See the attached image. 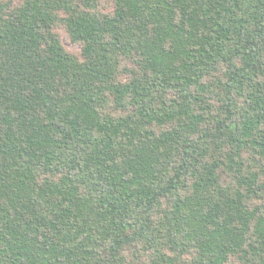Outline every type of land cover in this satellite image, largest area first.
<instances>
[{"label":"trees","instance_id":"trees-1","mask_svg":"<svg viewBox=\"0 0 264 264\" xmlns=\"http://www.w3.org/2000/svg\"><path fill=\"white\" fill-rule=\"evenodd\" d=\"M0 264H264V0H0Z\"/></svg>","mask_w":264,"mask_h":264},{"label":"rangeland","instance_id":"rangeland-1","mask_svg":"<svg viewBox=\"0 0 264 264\" xmlns=\"http://www.w3.org/2000/svg\"><path fill=\"white\" fill-rule=\"evenodd\" d=\"M56 32L58 31L59 35L61 36L62 43L69 49L73 50L74 52H80L81 46L78 43H75L71 40L70 36L66 34L63 31H60V29H55Z\"/></svg>","mask_w":264,"mask_h":264}]
</instances>
